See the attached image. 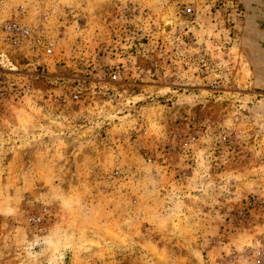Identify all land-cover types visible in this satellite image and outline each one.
<instances>
[{"label":"rangeland","instance_id":"rangeland-1","mask_svg":"<svg viewBox=\"0 0 264 264\" xmlns=\"http://www.w3.org/2000/svg\"><path fill=\"white\" fill-rule=\"evenodd\" d=\"M0 264H264V0H0Z\"/></svg>","mask_w":264,"mask_h":264},{"label":"built area","instance_id":"built-area-1","mask_svg":"<svg viewBox=\"0 0 264 264\" xmlns=\"http://www.w3.org/2000/svg\"><path fill=\"white\" fill-rule=\"evenodd\" d=\"M13 32L21 36L22 38H25L27 40H31L34 44L39 45L42 44V39L40 38V35L35 33L29 26L21 23H15L12 26ZM52 52L51 44H46L43 49L44 55H49ZM117 76L115 74H112L111 78L115 79Z\"/></svg>","mask_w":264,"mask_h":264},{"label":"bare ground","instance_id":"bare-ground-1","mask_svg":"<svg viewBox=\"0 0 264 264\" xmlns=\"http://www.w3.org/2000/svg\"><path fill=\"white\" fill-rule=\"evenodd\" d=\"M169 24H167V27H168Z\"/></svg>","mask_w":264,"mask_h":264}]
</instances>
